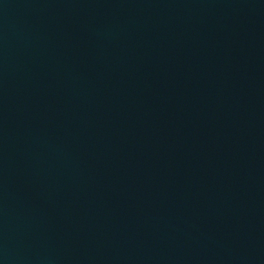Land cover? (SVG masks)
Wrapping results in <instances>:
<instances>
[{"label":"water","instance_id":"95a60500","mask_svg":"<svg viewBox=\"0 0 264 264\" xmlns=\"http://www.w3.org/2000/svg\"><path fill=\"white\" fill-rule=\"evenodd\" d=\"M0 264H264L242 0H0Z\"/></svg>","mask_w":264,"mask_h":264}]
</instances>
